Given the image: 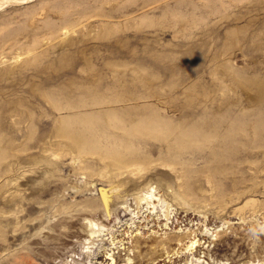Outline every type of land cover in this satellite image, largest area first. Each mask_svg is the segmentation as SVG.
I'll return each instance as SVG.
<instances>
[{"label": "rangeland", "instance_id": "obj_1", "mask_svg": "<svg viewBox=\"0 0 264 264\" xmlns=\"http://www.w3.org/2000/svg\"><path fill=\"white\" fill-rule=\"evenodd\" d=\"M16 2L0 264H264V0Z\"/></svg>", "mask_w": 264, "mask_h": 264}, {"label": "bare ground", "instance_id": "obj_2", "mask_svg": "<svg viewBox=\"0 0 264 264\" xmlns=\"http://www.w3.org/2000/svg\"><path fill=\"white\" fill-rule=\"evenodd\" d=\"M26 1H28V0H18L17 2L14 0V2H16V3H24V2H26ZM228 123V122H227ZM140 125V124H139ZM221 125V123H219V121H216V120H212V121H209L208 123H205V124H198V127H202V126H204L205 127V130H212L213 129V131L215 130V129H217V127H219ZM142 126V125H141ZM165 127H167V125H164ZM163 126V127H164ZM203 128V127H202ZM227 128H228V131H230L232 128H233V124L231 123V124H229L228 126H227ZM204 130V131H205ZM186 131V130H185ZM178 133V132H177ZM187 133H189V134H192V133H190V132H187ZM168 135V134H167ZM166 135V136H167ZM176 135V134H175ZM184 134L182 133V135L181 136H183ZM226 136H228L227 134H225V135H223V137H226ZM177 137V136H176ZM179 137V136H178ZM182 138V137H181Z\"/></svg>", "mask_w": 264, "mask_h": 264}]
</instances>
